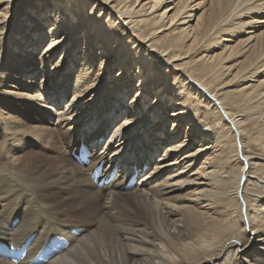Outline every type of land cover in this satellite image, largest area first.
I'll list each match as a JSON object with an SVG mask.
<instances>
[{"label":"bare ground","instance_id":"bare-ground-1","mask_svg":"<svg viewBox=\"0 0 264 264\" xmlns=\"http://www.w3.org/2000/svg\"><path fill=\"white\" fill-rule=\"evenodd\" d=\"M204 1L0 0V264H264V0Z\"/></svg>","mask_w":264,"mask_h":264},{"label":"rangeland","instance_id":"rangeland-1","mask_svg":"<svg viewBox=\"0 0 264 264\" xmlns=\"http://www.w3.org/2000/svg\"><path fill=\"white\" fill-rule=\"evenodd\" d=\"M56 0H50V2H49V5L52 7V6H54V2H55ZM178 0H175V2H177ZM202 4L200 5V7L199 8H197V10H195L194 11V15H193V18H191V19H193V21H191V22H189L188 24H191V25H195V23H196V20H197V18H198V16L199 15H201V13L203 12V11H206V9H207V7H208V5L206 4V1H204V3H203V0H199ZM206 4V5H205ZM55 7V9H58V7L57 6H54ZM58 11V10H57ZM168 11H169V9H168ZM167 11V12H168ZM27 12H31V9H30V6H28L27 7ZM33 12V11H32ZM173 12V10H171L167 15L169 16L171 13ZM24 18V17H23ZM66 19H67V17H66ZM185 27H187V25L185 26ZM48 28H49V25H44V32H46V31H48ZM252 31H255V33H252ZM262 31H264V27H260L259 28V25H257V27H255L254 29H246L244 32H242L241 34H239V35H235V37L233 36V35H231V37L230 38H227V39H225L226 41H223V43L222 44H227L228 46H230V45H234L235 43H237V41L238 40H243V39H245V38H247L248 36H250V35H252V37H251V39L252 38H254V36H257L259 33H261ZM233 36V37H232ZM232 38V39H231ZM251 39H249V40H251ZM254 42V41H253ZM84 41L82 40L81 41V43H80V47L82 48L83 46H84ZM45 44V43H44ZM99 46V45H98ZM42 47H44V45L42 46ZM41 47V48H42ZM220 46H218V48H219ZM98 48V47H97ZM218 51H219V49H217ZM110 53V50H108L107 51V53H105L106 55H108ZM246 56V53H244V55L243 56H241L239 59H237L238 61L239 60H242L244 57ZM56 61V60H55ZM55 61H53V64L55 63ZM135 72H136V70H135V67L132 69V70H129V73H128V77H135ZM119 73H120V71H119V68H117V69H115V71H113V73H112V75H111V82L109 83V87L107 88V93H106V97H105V105L108 103V95L111 93V86H112V84L114 83V80L117 78V76L119 75ZM38 78V80H40V77H37ZM264 79V78H263ZM74 85H76L75 83H74ZM133 95H131V96H134L135 95V93L133 92L132 93ZM52 96V95H51ZM131 96L129 95V97L131 98ZM156 96H157V92H155V93H153V95H151L149 98H146L147 100H146V106L144 107L145 109H147L149 106H150V104H151V102L153 101V99L154 98H156ZM71 98V97H70ZM51 101H54V100H51ZM70 103V99H69V101H66L65 103H63V105H61V107L63 106V109L65 108V106L67 105V104H69ZM103 111H104V108H103ZM146 112V110L142 113V114H144ZM168 113H170V111L168 112ZM54 119V118H53ZM120 118L115 122V124L114 125H118V124H120ZM110 133H109V136L113 133V131L111 130V131H109ZM112 132V133H111ZM108 139V138H107ZM246 144H247V147L248 148H250V151H251V149H254L255 148V142L252 140V136H247L246 137ZM102 145V144H101ZM99 146L98 148H97V150H100V148H102V146ZM257 148H258V151L257 150H254V152H255V154H259L260 152V154H263L264 153V151L260 148V146H256ZM260 149H261V151H260ZM19 150V152H20V148L18 149ZM161 151H159V153H157V154H155V156L154 157H156L157 155H159V154H162V153H164L165 152V150H166V148H162V149H160ZM73 153V152H72ZM71 153V155H72V158L74 159V161H76L75 160V158L73 157V154ZM45 155H57L55 152H52L51 150H46V152L44 153ZM157 158H158V156H157ZM258 162L261 164V165H259L258 166V168H259V171L260 172H262V171H264V161L263 160H258ZM85 165H87V164H85ZM258 171V172H259ZM144 173H141L140 174V176H136L135 177V181L133 182V184L134 183H136L137 181H138V179H140L141 178V176L143 175Z\"/></svg>","mask_w":264,"mask_h":264}]
</instances>
